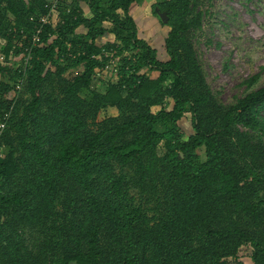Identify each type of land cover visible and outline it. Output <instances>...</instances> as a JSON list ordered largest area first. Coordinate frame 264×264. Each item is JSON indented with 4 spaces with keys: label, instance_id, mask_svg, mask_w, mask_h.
Wrapping results in <instances>:
<instances>
[{
    "label": "trees",
    "instance_id": "16d2710c",
    "mask_svg": "<svg viewBox=\"0 0 264 264\" xmlns=\"http://www.w3.org/2000/svg\"><path fill=\"white\" fill-rule=\"evenodd\" d=\"M140 1H60L23 69L49 0H0V264H264V84L218 100L202 0L152 5L161 59Z\"/></svg>",
    "mask_w": 264,
    "mask_h": 264
},
{
    "label": "rangeland",
    "instance_id": "374dc122",
    "mask_svg": "<svg viewBox=\"0 0 264 264\" xmlns=\"http://www.w3.org/2000/svg\"><path fill=\"white\" fill-rule=\"evenodd\" d=\"M157 1L141 0L132 6L131 13L139 36L157 49L161 59L165 55L164 38L168 27L151 12ZM83 8L87 12L86 5ZM200 8L207 12L201 29L193 36V43L205 79L218 100L228 103L235 96L263 85L264 0H202ZM109 37L106 34L102 41ZM9 66L15 68L13 63ZM103 73L95 78L96 85L107 78ZM253 75H257V79L251 86L243 83ZM26 96L23 94V98ZM178 124L186 135L192 132L186 119L179 120ZM241 261L252 264L246 247L241 248Z\"/></svg>",
    "mask_w": 264,
    "mask_h": 264
},
{
    "label": "built area",
    "instance_id": "2783aa9c",
    "mask_svg": "<svg viewBox=\"0 0 264 264\" xmlns=\"http://www.w3.org/2000/svg\"><path fill=\"white\" fill-rule=\"evenodd\" d=\"M60 1H62V0H49V4L47 5V12L39 14L37 16H31L30 17V20L38 23V25H37L35 31L32 34L31 46L25 48V51H27L28 53L23 58V64H22V66H24L23 69H25V67L27 65V62H28V59L30 58L31 47L40 41L39 34L42 31V27L44 25L50 23L51 18L54 17L55 12L57 11V7H58V4H59ZM2 58L3 57L0 56V59H2ZM22 82H23V77L22 76H19V77L16 78V80L14 81V89L16 91H20L21 90ZM8 116H9L8 113H5L3 115V119L0 121V135H1V132L3 131V129L5 128L6 120H7ZM1 151H2V148H0V153H1Z\"/></svg>",
    "mask_w": 264,
    "mask_h": 264
},
{
    "label": "crops",
    "instance_id": "0c3cea01",
    "mask_svg": "<svg viewBox=\"0 0 264 264\" xmlns=\"http://www.w3.org/2000/svg\"><path fill=\"white\" fill-rule=\"evenodd\" d=\"M84 5H86V4H84V3H83V4L81 5V6H82V8H83V6H84ZM86 7H87V6H86ZM83 10H84V12H85V8H83ZM85 14H86V15H88V14H89V12H88V9H87V12H85ZM109 36H110V35H109ZM109 38H110V37H109Z\"/></svg>",
    "mask_w": 264,
    "mask_h": 264
},
{
    "label": "water",
    "instance_id": "95a60500",
    "mask_svg": "<svg viewBox=\"0 0 264 264\" xmlns=\"http://www.w3.org/2000/svg\"><path fill=\"white\" fill-rule=\"evenodd\" d=\"M160 17H161V18H164V21L166 20V17H165V15H164V13H160Z\"/></svg>",
    "mask_w": 264,
    "mask_h": 264
}]
</instances>
